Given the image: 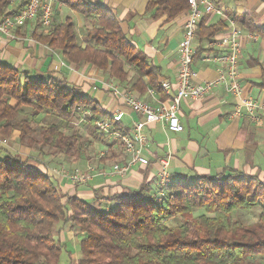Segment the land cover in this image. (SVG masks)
<instances>
[{
    "label": "trees",
    "instance_id": "1",
    "mask_svg": "<svg viewBox=\"0 0 264 264\" xmlns=\"http://www.w3.org/2000/svg\"><path fill=\"white\" fill-rule=\"evenodd\" d=\"M10 1L0 0L3 16L17 11ZM60 1L95 20L88 42L80 41L72 16L34 32L38 41L60 50L70 62H91L123 81L134 71L132 87L140 91L161 89L160 67L124 33L109 8L89 0ZM188 9V0H150L147 7L166 20ZM230 15L264 35V26H257L248 14ZM203 19L198 28L203 39L228 25L226 19L210 25ZM202 51L198 48L194 57ZM46 113L52 120L38 126V143L75 157L82 155L84 140L77 132L65 131L74 118L83 114L101 134L96 119H112L97 99L77 86L52 75L33 78L0 62V131L9 134L18 121L23 139ZM116 128L131 130L121 122ZM95 200L96 205L68 195L46 168L0 143V264H59L66 248L59 238L64 225L80 230L82 264H264L253 259L264 256V180L257 175L230 167L222 174L170 178L167 185L144 184L127 194ZM256 208V221L246 223L234 215L239 209ZM197 209L204 213L195 215ZM173 219L180 221L169 223Z\"/></svg>",
    "mask_w": 264,
    "mask_h": 264
},
{
    "label": "crops",
    "instance_id": "2",
    "mask_svg": "<svg viewBox=\"0 0 264 264\" xmlns=\"http://www.w3.org/2000/svg\"><path fill=\"white\" fill-rule=\"evenodd\" d=\"M89 1L109 8L116 15L124 33L148 55L154 65L160 67L159 80H169L173 84L172 92H175L180 42L184 35L183 23L188 10L166 20L165 15L156 17L155 10H147L150 0ZM211 1L221 12L206 13L203 19L205 24L226 19L228 25L211 39H203L197 31L195 53L198 48L203 51L194 57L192 68L199 83L219 77L221 63L207 60L205 56L228 51L224 42L233 29L230 14H248L257 26H264V0ZM67 16L74 18L80 41L88 42V29L95 20L57 0L54 22H63ZM235 23L240 30L242 43L238 63L241 97L230 90L229 83H219L200 100H183L179 111L185 127L183 131L173 132L164 122L147 125L145 130L149 141L144 154L149 158V164L137 163L127 174L121 175L113 172L112 168L116 162H124L126 155L124 153L117 157L113 154L117 157L114 162L101 163L98 169L91 167L90 179L79 183L78 187L66 178L61 179L55 171H49L55 175L61 189L68 195L94 201L98 196L127 194L144 184L155 188L160 183L159 172L164 158H169L170 178L175 180H193L197 174H222L230 167L264 180V35ZM34 32L40 30L36 29L35 24L29 23L14 31L16 37L0 33V62L15 66L33 78L52 75L75 85L81 92L97 99L111 115L118 108L124 109L126 113L121 123L130 129L134 121L141 117L122 98L112 93L108 83L118 84L122 88L130 87L136 96L151 104L156 103L147 90L143 92L132 87L130 75L123 81L111 77L107 71L91 62H70L60 50L38 41ZM156 96L165 99L162 88L156 89ZM242 98L257 104L254 112L258 119L251 116L246 106L241 107L240 114L235 113ZM59 238L66 243L59 264H82L79 249L81 235L64 225Z\"/></svg>",
    "mask_w": 264,
    "mask_h": 264
},
{
    "label": "built area",
    "instance_id": "3",
    "mask_svg": "<svg viewBox=\"0 0 264 264\" xmlns=\"http://www.w3.org/2000/svg\"><path fill=\"white\" fill-rule=\"evenodd\" d=\"M57 0H11V8H17L15 13H0V33L16 37L14 31L29 23L35 24L36 29L46 30L54 22L55 3ZM189 9L186 20L183 23L184 35L180 42V57L178 62L177 80L175 92H172V83L169 80L161 81V88L165 99H159L156 96V89L149 87L147 92L156 101L151 104L136 96L130 87H119L118 84L108 83L115 96L124 100V103L135 113L140 115V119L134 121L131 130L121 132L116 128V122H122L126 111L122 108L116 109L112 113V119L97 118L96 125L104 134L119 140L125 150V161L116 162L113 165V172L125 175L135 164H149V158L144 154L148 143L146 133L147 125L154 122H164L168 129L173 132H181L184 125L179 115L180 106L183 100H200L209 94L219 83L230 84V90L241 97L242 88L239 84L238 63L242 54L241 33L234 20L232 23V32L225 40L227 52H220L212 56L207 55L205 59L221 63L219 77L205 82L196 81L195 72L192 68L193 57L195 54L194 39L196 37L199 25L206 13L215 12L217 8L210 0H188ZM217 12H221L220 10ZM246 106L254 119H258L255 109L257 104L248 98H242V102L236 109V114H240L241 107ZM160 184L167 185L170 182L169 158L161 160V169L159 172ZM73 182H87L90 177V171H74L68 176Z\"/></svg>",
    "mask_w": 264,
    "mask_h": 264
},
{
    "label": "rangeland",
    "instance_id": "4",
    "mask_svg": "<svg viewBox=\"0 0 264 264\" xmlns=\"http://www.w3.org/2000/svg\"><path fill=\"white\" fill-rule=\"evenodd\" d=\"M134 76V71H130V77L132 78L131 82L134 80ZM21 118L23 117L20 116L18 120ZM38 118L39 123L33 124L36 130L29 136L23 139L20 138V129L17 121L14 130L9 134H4L0 131V143L11 152L20 154L24 158H29L32 163H36L40 168L45 167L50 172L55 171L56 175L61 179L66 178L70 180L73 186L80 184L73 182L68 177L72 172L81 170L89 171L91 167L98 169L101 163L108 164L109 162H114L118 156H123L125 153L123 144L119 140L106 134L99 133L95 128V125H92L86 120L83 114L76 116L71 122V127L65 129L67 134H72L73 132L79 133L84 140L83 152L80 157H75L71 154H64L55 151L52 148H48L47 146H42L37 141L40 137L38 126L40 124H48L52 120V115L51 113L41 114ZM113 154L117 155V157ZM103 169L100 168V170ZM84 185L86 184H83V186ZM96 202V200L93 201L94 205H96ZM102 205L114 206V202L111 204L102 202ZM259 212L260 210L258 208L254 210L239 209L234 212V215L247 223L250 221H256ZM202 213H204V210L202 209L194 211L195 215H200ZM180 219L170 220L169 223H178ZM61 224L63 223L57 224V227L61 226ZM74 231L80 234L78 228H75ZM253 259H255L256 262L264 263V256L262 255H257L256 257H253Z\"/></svg>",
    "mask_w": 264,
    "mask_h": 264
}]
</instances>
